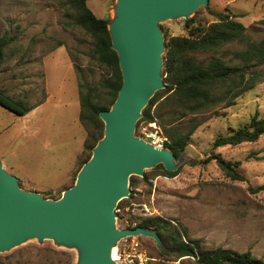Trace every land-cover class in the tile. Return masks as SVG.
I'll return each instance as SVG.
<instances>
[{
	"label": "rangeland",
	"instance_id": "374dc122",
	"mask_svg": "<svg viewBox=\"0 0 264 264\" xmlns=\"http://www.w3.org/2000/svg\"><path fill=\"white\" fill-rule=\"evenodd\" d=\"M86 3L96 17L114 19L116 0ZM212 11L237 16L253 41L264 39V26L259 24L264 20V0H208L189 18L160 22L164 39L186 36L189 19L195 26L213 22ZM1 37L14 40L4 47L0 89L27 105L41 104L24 117L0 106V161L6 172L17 177L21 189L56 200L64 186L57 187L72 186L87 157V152L82 154L87 131L78 119L79 78L95 85L103 68L92 57L91 38L75 24L74 13L63 0H0ZM195 56L207 59L211 55ZM254 116L264 118V79L217 115H196L198 127L175 161L177 174L154 177L148 169V180L136 176V184L132 188L129 184L132 196L123 202L124 208L114 211V227L134 228L143 218L159 216L184 233L186 240L199 241L202 250L248 252L264 264V191L260 190L264 186V134L255 142L212 148L218 135L247 125ZM189 119L182 122L184 129L192 125ZM144 125L140 124L135 137L146 141ZM146 130L153 129L147 126ZM212 154L239 162L236 170L244 180L232 181L213 160L205 162ZM132 241L138 244L137 251L129 248ZM167 251L162 240L159 244L138 236L119 240L112 254L113 261L116 253L120 257L141 253L147 264H197L192 258L176 259ZM0 261L77 264L79 252L54 240L29 238L0 252Z\"/></svg>",
	"mask_w": 264,
	"mask_h": 264
},
{
	"label": "water",
	"instance_id": "95a60500",
	"mask_svg": "<svg viewBox=\"0 0 264 264\" xmlns=\"http://www.w3.org/2000/svg\"><path fill=\"white\" fill-rule=\"evenodd\" d=\"M207 4L208 0H116L108 31L122 85L111 108L99 113L103 137L74 184L56 200L21 189L17 177L0 161V252L25 239H49L76 248L77 264H117L109 254L121 239L143 236L161 244L152 229L117 230L114 211L130 196L131 176L143 177L145 170L159 164L168 172L176 171L173 153L135 137V128L149 100L165 87V43L159 23L189 18Z\"/></svg>",
	"mask_w": 264,
	"mask_h": 264
},
{
	"label": "trees",
	"instance_id": "16d2710c",
	"mask_svg": "<svg viewBox=\"0 0 264 264\" xmlns=\"http://www.w3.org/2000/svg\"><path fill=\"white\" fill-rule=\"evenodd\" d=\"M63 1L64 6L74 13L75 24L91 38L92 57L103 68V75L95 85L87 83L81 77L77 85L78 119L87 131L82 150V154L87 152V157L82 160L81 168L90 159L92 149L103 137L104 124L99 118V113L109 110L116 100L122 85V74L117 54L111 49L108 20L96 17L88 8L86 0ZM211 15L215 20L205 25L195 26L192 19L187 20L186 36H165V51L162 54V79L165 87L155 92L136 123L135 134L140 124L156 123L161 134L167 138L166 148L173 153L175 160L182 157L198 127L196 115H217L219 109L232 106L237 98L264 79V39L253 41L235 15L216 11H212ZM259 24L264 26V20ZM13 40L0 38V67L5 57L4 47ZM231 46L242 48H230ZM197 54L211 56L198 59L195 56ZM40 104L41 102L27 105L0 89V106L17 116H26ZM187 117H191L188 121L192 125L184 129L182 122ZM263 134L264 118L254 116L247 125L226 135H218L212 143V148L255 142ZM211 160L232 181L244 180L236 170L239 162L231 163L215 154L205 162ZM151 172L154 177L172 178L177 174V171H166L161 164ZM148 177L149 174L145 171L143 180H148ZM75 179L76 176L72 184ZM136 179V176L130 177L131 188L136 184ZM260 190L264 191V186ZM123 202L125 199L118 203V209L124 208ZM134 227L155 230L168 250L167 254L176 259L192 258L197 264H263L248 252L237 254L224 249L202 250L199 241L186 240L184 233L159 216L143 218ZM64 264L70 262L66 261Z\"/></svg>",
	"mask_w": 264,
	"mask_h": 264
},
{
	"label": "built area",
	"instance_id": "2783aa9c",
	"mask_svg": "<svg viewBox=\"0 0 264 264\" xmlns=\"http://www.w3.org/2000/svg\"><path fill=\"white\" fill-rule=\"evenodd\" d=\"M147 126H150L153 130L147 131L146 130ZM147 126L145 124L142 127V129L144 130L143 134L145 136L146 142H148V143H150V144H152L158 148H166L167 138L161 134L156 123H150V124H147ZM129 248L132 251H137L139 247H138V244L136 242L132 241L131 244L129 245ZM115 258H116L115 259L116 262L118 260V262L120 264H147V259L141 253H137L136 255L127 254V255H125V257H120L116 253ZM134 259H136L137 262Z\"/></svg>",
	"mask_w": 264,
	"mask_h": 264
},
{
	"label": "crops",
	"instance_id": "0c3cea01",
	"mask_svg": "<svg viewBox=\"0 0 264 264\" xmlns=\"http://www.w3.org/2000/svg\"><path fill=\"white\" fill-rule=\"evenodd\" d=\"M73 169V168H72ZM70 174V173H69ZM69 179V178H68ZM66 184H63V185H60L59 187H57V188H61V187H63L64 186V188H61L60 189V191L62 192V191H64L65 189H67L68 187L67 186H65ZM70 187V186H69Z\"/></svg>",
	"mask_w": 264,
	"mask_h": 264
},
{
	"label": "bare ground",
	"instance_id": "6f19581e",
	"mask_svg": "<svg viewBox=\"0 0 264 264\" xmlns=\"http://www.w3.org/2000/svg\"><path fill=\"white\" fill-rule=\"evenodd\" d=\"M112 250H113V248H111L109 256H110V259H111V260H114V258H113L114 256H113V254H112Z\"/></svg>",
	"mask_w": 264,
	"mask_h": 264
}]
</instances>
